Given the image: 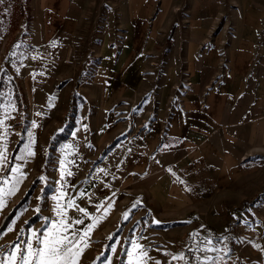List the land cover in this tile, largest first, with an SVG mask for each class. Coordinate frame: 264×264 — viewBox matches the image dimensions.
Segmentation results:
<instances>
[{
    "label": "crops",
    "instance_id": "obj_1",
    "mask_svg": "<svg viewBox=\"0 0 264 264\" xmlns=\"http://www.w3.org/2000/svg\"><path fill=\"white\" fill-rule=\"evenodd\" d=\"M95 1L27 0L34 49L17 74L28 114L38 109V119H29L10 175L4 172L15 136L0 139V180L10 181L3 187L19 181L0 221L37 184L2 231L0 247L31 235L20 230L32 217L25 229H40L45 217L51 226L60 207L70 224L84 220L75 228L97 225L77 264H105L114 245L140 242L137 230L127 236L123 227H142L145 211L182 217L172 218L176 225L264 202V192L251 201L254 180L264 179V0H119L117 36L102 33L79 56L71 39ZM163 50L170 54L162 73L149 78L146 60ZM182 76L192 87L168 111ZM149 79L160 88L142 105ZM59 135L66 139L55 146ZM102 202L111 204L106 214L97 212Z\"/></svg>",
    "mask_w": 264,
    "mask_h": 264
},
{
    "label": "rangeland",
    "instance_id": "obj_2",
    "mask_svg": "<svg viewBox=\"0 0 264 264\" xmlns=\"http://www.w3.org/2000/svg\"><path fill=\"white\" fill-rule=\"evenodd\" d=\"M120 1L96 0L90 5L84 20L80 23L78 34L71 39L73 47L74 42L81 46L79 56L85 54L86 49L98 45L102 33H109L106 36L112 39L117 36V31L121 27L118 5ZM31 21L27 0H0V69L4 73L0 76V139L4 136L9 137L7 136L9 134L15 136L11 138L12 148L9 154L22 138L29 119H38L36 115L38 109H34L35 115L32 111L30 116L28 114L29 110L25 106L23 90L19 84L20 77L17 74L23 58L34 49L30 39L33 32ZM177 22L176 19V25ZM17 45L19 47H16ZM10 53L15 55L10 56ZM169 54L164 50L158 51L146 60L149 78L153 74L160 76L163 63ZM71 55L74 58L73 49ZM159 88L160 85L156 81L147 80L143 85L141 104L144 105L147 100L152 101L153 97H157ZM17 99L22 101V106L18 105ZM8 156L10 158V155ZM6 169L7 165L5 171ZM260 175L263 176L262 173ZM260 175L254 180L255 196L251 201L260 198L264 192V179ZM243 205L239 211L219 214L210 212L209 217L199 214L200 218H194L193 221L191 217L189 224L176 225L172 218L182 217L177 215L171 217L172 215L164 214L162 211L154 213L145 211L142 227L135 228L134 222L126 228L123 227L127 231V236H133L137 230L141 236L140 242L134 243L135 246L121 242L114 245L113 259L110 254H106L105 257L110 256L108 264H126V251L132 247L134 254L139 247L145 253L140 264H186V262L188 264L185 251L189 246L188 249L192 251L196 261H208L209 264L212 261L216 264H264V202L256 204L253 211H248ZM205 248L208 250L205 251Z\"/></svg>",
    "mask_w": 264,
    "mask_h": 264
},
{
    "label": "snow or ice",
    "instance_id": "obj_3",
    "mask_svg": "<svg viewBox=\"0 0 264 264\" xmlns=\"http://www.w3.org/2000/svg\"><path fill=\"white\" fill-rule=\"evenodd\" d=\"M16 47L19 46L17 45ZM12 55H15V53H10V56ZM3 74V70L0 69V76ZM33 127H35V124H33ZM0 167H4L2 157H0ZM15 171V168H10L8 174L10 175ZM41 179L43 180V177H41ZM9 182L8 179L0 180V208L4 206L5 196L14 194L16 191V184L19 183L17 180L16 183H12L9 188L5 189L3 185ZM61 190H63V185ZM53 199L59 204L58 197L54 196ZM67 203H70V201H66L65 206ZM137 204H139V201ZM96 207L97 212H100L103 208L104 214H106L107 208H110L111 204L105 207L104 202H102L96 205ZM35 211H37V213L39 212L38 209ZM79 211L83 213L84 216L89 215L83 208H80ZM56 214L58 219L52 221L51 226H47L48 218L45 217L40 229L22 228L20 230L21 233L30 231L31 235L24 239L17 237L16 241L12 244L0 247V253H3V255H0V264H77L75 257L80 254L81 248L86 246V240L90 232H92L97 225L94 222H90L83 228L78 229L75 228L74 225L84 224L82 218L73 219L70 224L67 217L64 215L63 208L58 207L56 209ZM128 216L129 214L126 213L124 218L127 219ZM101 218L102 217H94L93 219L95 221ZM25 223L27 224L28 222L26 221ZM3 235L4 233L0 232V236ZM5 248L7 251H5ZM204 250L207 251L208 249L205 248ZM227 254L226 251L225 255ZM135 255L142 256L145 255V253L138 247ZM126 256L128 257V264H140L139 261L134 259V254L132 252H127ZM174 259H184V257H174ZM107 260L108 258L104 257L105 264H107ZM196 264H209V262L197 260ZM211 264H216V262L212 261Z\"/></svg>",
    "mask_w": 264,
    "mask_h": 264
},
{
    "label": "trees",
    "instance_id": "obj_4",
    "mask_svg": "<svg viewBox=\"0 0 264 264\" xmlns=\"http://www.w3.org/2000/svg\"><path fill=\"white\" fill-rule=\"evenodd\" d=\"M19 99V95L17 93L16 95ZM17 99V103L18 105L20 106L22 104V101H18ZM22 106V105H21ZM66 139V135H59L57 138H56V145L57 146L58 144H60L61 142H63L64 140ZM21 144V140H19V142L15 145V147L13 148L11 154H10V158H9V161H8V164H7V169L4 173V175H6L8 173V170L12 164V159L14 157V155L16 154L17 150H18V147L20 146ZM35 184H37V181H34V183L30 186V188L26 191L25 195L23 196V198L21 199V201L15 206L13 207V209L5 214L1 221H0V232H2L6 225L9 223V221L12 219V217L15 215L16 211L20 208H24L25 206L28 205V202H29V199H30V196L33 192V189H34V186ZM37 217H32L27 224L24 225V228H28L30 225H32L35 221H36ZM189 248V246H188ZM186 249V257H187V261H188V264H196V260L193 258V253L192 251H190L189 249Z\"/></svg>",
    "mask_w": 264,
    "mask_h": 264
},
{
    "label": "built area",
    "instance_id": "obj_5",
    "mask_svg": "<svg viewBox=\"0 0 264 264\" xmlns=\"http://www.w3.org/2000/svg\"><path fill=\"white\" fill-rule=\"evenodd\" d=\"M192 87V82L185 76L179 78L176 84L173 85L172 94L169 96L168 111L175 109L181 101L180 94L185 93ZM56 162V160H54Z\"/></svg>",
    "mask_w": 264,
    "mask_h": 264
}]
</instances>
